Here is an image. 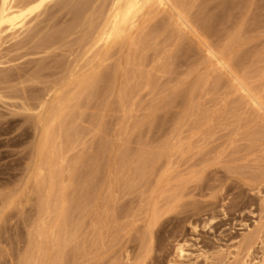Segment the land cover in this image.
Listing matches in <instances>:
<instances>
[{
  "label": "rangeland",
  "instance_id": "374dc122",
  "mask_svg": "<svg viewBox=\"0 0 264 264\" xmlns=\"http://www.w3.org/2000/svg\"><path fill=\"white\" fill-rule=\"evenodd\" d=\"M171 1L0 31V264H264V0Z\"/></svg>",
  "mask_w": 264,
  "mask_h": 264
},
{
  "label": "bare ground",
  "instance_id": "6f19581e",
  "mask_svg": "<svg viewBox=\"0 0 264 264\" xmlns=\"http://www.w3.org/2000/svg\"><path fill=\"white\" fill-rule=\"evenodd\" d=\"M48 1L51 0H1L0 2V31L10 30L17 31L26 25L27 19ZM162 6L173 5L171 0H158ZM153 0H110L107 10V16L98 29V35L95 43L109 44L116 38L121 37L127 32L129 26L136 23L137 16L142 12ZM214 57L216 53L212 51ZM218 62L222 65L223 60L218 58ZM95 74H89L80 81V86H87L95 82ZM66 101L60 100L58 105L53 109L52 117L62 115ZM43 141L41 150L45 151L54 146L55 129L51 126L44 125ZM54 172V171H53ZM176 254L184 255L183 245H179Z\"/></svg>",
  "mask_w": 264,
  "mask_h": 264
}]
</instances>
